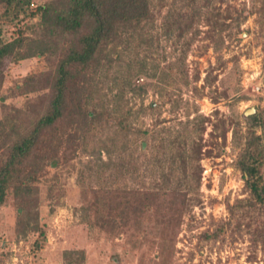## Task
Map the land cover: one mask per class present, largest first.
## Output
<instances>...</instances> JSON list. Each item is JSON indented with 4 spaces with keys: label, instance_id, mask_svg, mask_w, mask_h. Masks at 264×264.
<instances>
[{
    "label": "trees",
    "instance_id": "16d2710c",
    "mask_svg": "<svg viewBox=\"0 0 264 264\" xmlns=\"http://www.w3.org/2000/svg\"><path fill=\"white\" fill-rule=\"evenodd\" d=\"M190 1V12L174 2L158 27L167 0H0V208L13 198L17 237L34 236L33 253L48 244L49 218L42 213L40 190L48 187L49 212L55 214L58 198L53 196L63 174L74 176L82 190L87 232L126 234L141 248L166 246V231L178 226L188 207L191 152L203 151L211 118L191 119L189 102L180 128H166L159 119L145 128L142 118L159 114L168 96L173 108H180L183 87L191 85L187 61L194 42L204 34L218 51L227 30L235 27L229 37L239 38L243 19L219 23L213 13L223 14L214 9V0H205L201 9ZM252 6L248 14L258 16L264 49V0H253ZM204 7L208 29L202 33L195 20ZM164 40L180 53L167 67L161 63L169 59ZM23 61H33L36 69L21 82L6 84V62ZM213 71L207 70L203 89L194 88L193 95L204 97L206 86L215 85ZM137 80L154 81L163 103L146 106L150 83ZM200 80L197 72L195 81ZM9 95L24 98V104H8ZM223 96L226 92L211 99L219 104ZM137 100L141 105L134 110ZM219 114L216 110L210 136L225 145L232 130L233 166L242 174L246 197L227 204L229 219L214 222V230L199 236L200 245L227 236L235 242L247 234L256 254L264 246V111L242 115L245 132L240 119H219ZM201 174L193 176L197 187ZM160 196L164 201L158 204ZM147 218L161 230H149ZM10 255L0 254V264ZM64 261L87 264L86 252L66 251Z\"/></svg>",
    "mask_w": 264,
    "mask_h": 264
},
{
    "label": "rangeland",
    "instance_id": "374dc122",
    "mask_svg": "<svg viewBox=\"0 0 264 264\" xmlns=\"http://www.w3.org/2000/svg\"><path fill=\"white\" fill-rule=\"evenodd\" d=\"M204 1L196 0L198 9H201ZM174 2H178L176 6L178 10L184 9L190 12L193 9L190 0H167L168 4L157 17L158 27H162L164 17L171 10ZM252 4L253 0L213 1L214 9L218 8L223 14L218 17V14L213 13L219 23L233 25L232 21L242 16L239 38L229 37L230 34L235 33L234 27L224 32L223 45L218 51L214 43L204 38V34L194 42L187 61L191 85L188 88L183 87L184 102L177 110L173 108L170 96L165 99L166 104L162 106L163 98L152 86L154 81L137 80V84L150 83L147 85L150 91L145 99V105L148 106L152 102L161 104L159 114L152 112L142 118L145 128L153 127L158 119L164 121L166 128H180V122L187 120L188 102L192 110L191 119L200 115L211 118V122L215 123L218 122V117L215 115L218 110L219 119L233 116L240 119L243 132L246 131V122L242 115H246V112L253 108L256 109V113L259 110L264 111V49L261 44L258 16L248 14L254 9ZM202 12H204L202 17L200 19L197 17L195 20V26H199L201 32L205 33L208 29L204 17L208 12L207 8L204 7ZM163 45L164 54L169 59L166 61L162 59L161 63L162 67H167V64L174 62L180 53H174L172 44L166 40ZM32 62L23 61L18 65L6 62L4 66L8 79L6 84L15 85V82H21L32 69H36ZM211 67L214 68L213 76H218L215 85L206 86L204 97L193 95L194 88L203 89L207 70ZM197 72L201 73V80L198 82L195 81ZM225 92L227 97L223 96L222 102L214 104L211 97ZM24 102L25 99L22 97L14 98L9 95L7 98L8 104L18 107ZM140 105V101L137 100L131 104V107L138 110ZM211 122L208 121L206 124L207 130L202 142L203 151L201 154L200 149L197 153L191 152L192 158L188 166L191 177L187 181L190 191H186L188 195L185 198L188 200V207L179 218L178 226L166 231L167 244L163 249L159 246L151 249L147 245L141 248L138 243L128 241L126 234L87 232L88 227L84 224L83 218L82 208L85 198L82 190L74 176L68 177L63 174L59 178V186L53 196L58 198L55 214L49 212V202L52 197L49 195L48 187L45 186L40 190L42 213L49 218L46 248L40 254H35L32 249L34 236L29 237V240L18 239L14 200L9 198L6 205L0 208V254L5 252L11 254L7 264H65L64 253L71 249L85 250L87 264H264V246L261 244L255 254L250 236L247 234L235 242L227 236L226 241H212L200 245L199 236L207 229L214 230V222L229 219L227 204L229 202L234 204L237 199L246 197L242 174L233 166L236 151L233 132L229 130L224 145L222 139L211 138L210 135L214 130ZM197 139L196 144H200V137ZM147 148L148 145L144 144V149ZM201 171V184L197 187L198 182L193 176H197ZM56 194L59 196H55ZM158 199H160L158 204L164 201L163 196ZM155 208L156 206L152 211ZM152 223L157 224L153 219L147 218L146 225L149 224V230H161L162 227Z\"/></svg>",
    "mask_w": 264,
    "mask_h": 264
},
{
    "label": "water",
    "instance_id": "95a60500",
    "mask_svg": "<svg viewBox=\"0 0 264 264\" xmlns=\"http://www.w3.org/2000/svg\"><path fill=\"white\" fill-rule=\"evenodd\" d=\"M256 113V109H251L246 112V116L254 115Z\"/></svg>",
    "mask_w": 264,
    "mask_h": 264
}]
</instances>
